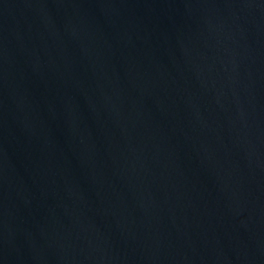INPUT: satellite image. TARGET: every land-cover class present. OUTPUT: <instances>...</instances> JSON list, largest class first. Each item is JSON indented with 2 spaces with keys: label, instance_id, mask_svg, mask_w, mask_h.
Here are the masks:
<instances>
[{
  "label": "water",
  "instance_id": "95a60500",
  "mask_svg": "<svg viewBox=\"0 0 264 264\" xmlns=\"http://www.w3.org/2000/svg\"><path fill=\"white\" fill-rule=\"evenodd\" d=\"M0 264H264V0H0Z\"/></svg>",
  "mask_w": 264,
  "mask_h": 264
}]
</instances>
